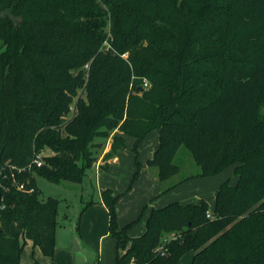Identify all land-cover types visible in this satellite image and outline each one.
I'll return each instance as SVG.
<instances>
[{
	"label": "trees",
	"instance_id": "1",
	"mask_svg": "<svg viewBox=\"0 0 264 264\" xmlns=\"http://www.w3.org/2000/svg\"><path fill=\"white\" fill-rule=\"evenodd\" d=\"M156 131L161 184L183 148L199 168L162 195L230 167L238 181L212 207H152L131 237L143 216L121 228L117 204ZM127 138L130 187L101 195L117 264H264V0H0V264H22L29 244L55 254L61 201L41 199L37 176L80 185Z\"/></svg>",
	"mask_w": 264,
	"mask_h": 264
},
{
	"label": "rangeland",
	"instance_id": "2",
	"mask_svg": "<svg viewBox=\"0 0 264 264\" xmlns=\"http://www.w3.org/2000/svg\"><path fill=\"white\" fill-rule=\"evenodd\" d=\"M153 135V134H151ZM149 137H152V136ZM157 135V134H155ZM148 137V139H149ZM151 139V138H150ZM129 143L126 146L128 151L130 152V143L131 140H128ZM146 142L145 145H147ZM109 143V142H108ZM108 145V144H107ZM146 147V146H145ZM140 151V149H139ZM131 153V152H130ZM51 154L50 151H45V155L49 156ZM145 152L144 148H142V152H140V160L144 157ZM103 154L100 156V160L103 158ZM99 160V162H100ZM105 161V160H104ZM103 161V162H104ZM177 164L181 167V173L176 176L173 180L169 181L168 183L164 184H155L153 179H150L146 175L142 176L140 179V186L138 188V191L136 190V183L132 189L128 192L124 199L126 200H120V202L117 204V216H118V223L120 226V223H125L127 220H130V218L133 216L134 209L136 208V205L139 204L140 199H143L147 194L151 195L154 194V190H161L163 192V189L167 187L169 184H173V182H178L180 180H183L185 177H188L192 174H196L199 171V168L196 166L192 156L190 153L183 148L179 155L176 157ZM234 167L228 168L225 171H223L219 177H217L218 182L222 181H229L231 185H235L238 181V177L234 173ZM141 175V173H140ZM140 177V176H139ZM133 178V177H132ZM131 178V181H132ZM149 178V180H148ZM216 178V177H214ZM214 178H206L201 180H195L191 181L189 186L195 187L196 189H201V194L196 195V197H191L189 199V202L199 201V197H205V199L209 202L210 206H214L215 200H216V192L213 190H210L209 187H206V183L210 182L211 179ZM131 181H128V187H130ZM120 181L118 185L119 187L123 186L124 182ZM37 184L41 191V199L47 200L48 198H57L61 201V205L59 208V226L57 229V235H56V248H55V254L52 258L45 257L48 261V264H117L116 258H115V250H116V244L114 239L108 238V235L104 239L103 247L102 249H98L97 241H98V234L95 236H92L91 238L87 237L89 239L88 245H90L91 248L87 251V260L86 261H78L77 254L72 251L73 242L77 239L76 234L77 233V224L80 220V228L82 224L83 215L86 211L82 212L84 207L91 203L92 201L98 202L99 201V187L95 179L94 171H89L87 174V177L85 178L84 182L82 184H73L69 182H65L61 185H56L45 178L38 177L37 176ZM158 187V188H157ZM210 190V191H209ZM116 191V190H115ZM126 191H124L125 193ZM115 193V192H114ZM128 197H131L127 199ZM186 200V199H184ZM123 201L127 204V207L123 206ZM156 204V203H155ZM145 207H142V209L139 211V213L132 219L131 222L125 223L127 225L137 221L140 216H143L142 220L136 224H134L130 229L133 230L134 234H138L142 232L144 228H146V220L149 214L150 209H146ZM120 212H118L119 210ZM120 214V215H119ZM89 228L85 232L89 233L92 231V225L89 223ZM96 233V232H95ZM130 234V233H129ZM75 236V237H73ZM80 236V235H77ZM137 236V235H134ZM83 242V241H82ZM85 243V242H84ZM83 245H86L84 244ZM70 246L69 250H66V246ZM38 250V249H37ZM32 249L26 250L23 264H35L36 260L32 255ZM39 251V250H38ZM68 256V258H67ZM192 260V255L188 254L179 262V264H190Z\"/></svg>",
	"mask_w": 264,
	"mask_h": 264
},
{
	"label": "crops",
	"instance_id": "3",
	"mask_svg": "<svg viewBox=\"0 0 264 264\" xmlns=\"http://www.w3.org/2000/svg\"><path fill=\"white\" fill-rule=\"evenodd\" d=\"M151 134H153V135H151ZM151 134L150 135L152 137H149L150 135H148L147 138L144 140V142L139 147V149H140L139 159H140V152H142V148H144V152H145L144 157L140 160L142 168H141V175L139 178H142V176L146 175L150 179H153L155 184H157V183L159 184L160 180L158 178L157 170L151 169L148 166V161H150L153 158V155L159 146L160 134L158 131L153 132ZM155 134H157V135H155ZM148 137H149V139H148ZM129 139L131 140V143H130V147H131L130 152L131 153L128 151V149H126L127 148V146H126V148L121 149L118 152V154L115 155V157L111 158L110 160H105V159H103L104 155L111 150V146H112V139H110L108 141L109 143H107L108 145L106 146L105 151L103 153V156H102L103 158L101 160L99 159L100 162L98 161V163L96 164V166L93 170L94 174H95L96 182H97L98 187H99V201L98 202L92 201V203L89 204L88 208L86 209L85 214L83 215L82 224H81V228H80V234H76L78 245H79V251H80V255L77 257V259H78L77 262L87 260V256H88L87 251L89 250V248H91L90 245H88L89 239L87 237L91 238L92 233H93L94 238L98 234V241H97L98 249H102L104 239L107 235H108V238H111L109 236V212H108L107 207L105 206V204H103V202L101 200V195L106 190H111L114 195H121L124 193V191L127 190V187H128L127 183H128V181H131V178L133 177V175L136 171L135 154L132 152V148L134 146L135 140L132 138H127L126 139L127 144L129 143V141H128ZM148 140H150L149 143H147V145H145L146 142H148ZM219 176H220V174L217 176H213V177H207V178H214V177H216V178L211 179L210 182L206 183L207 184L206 187H209L210 190H213L214 192H216V195H217V191H218L219 187L223 183L222 179L220 182H218L217 177H219ZM149 178H148V180H149ZM201 179H206V178L194 179V180H190L188 182H185L183 184H180L178 187H176L175 189H173L172 191H170L164 195H162L160 188H159V190H154V192H155L154 194H151V195L147 194L143 199H140L139 204L136 205V208L134 209L133 216L130 218V220H127L125 223L131 222L132 219L139 213V211L144 206H149V209L151 210L152 207L161 208V207H164V206H166L170 203H173V202L189 203V199L191 197H196V195L199 196L198 194H201V192H202L201 189L198 190L195 187L189 186V184L191 183V181L201 180ZM120 181L124 182L123 186H121V187H119L120 185H118ZM140 182H141V180L139 179L135 185V187H136L135 192L138 191V188L140 186ZM160 184H161V182H160ZM127 194H125V195H127ZM127 196H129V195H127ZM125 197L126 196L123 195L120 198L121 202H122V200H126V199H124ZM129 198H131V197H128L127 199H129ZM184 199H186V200H184ZM202 199H205V197H199V201H201ZM120 200H119V202H120ZM193 202H196V201H193ZM123 206L127 207V204L125 203V201H123ZM118 212H120V210ZM149 214H150V211H149ZM149 214H148V217H149ZM148 217H147V219H148ZM89 223H91V225H92V231L89 233L88 232L86 233L85 231L88 230V228L90 226ZM125 223H120V227L121 228L125 227V225H126ZM133 230L128 231V233H130L129 235L131 237H139V236L144 234V232L146 231V228H144L142 230V232H140L138 234H134ZM77 235H80V236H77ZM134 235H137V236H134ZM73 237H75V236H73ZM83 243L86 245H83ZM115 244H116V242H115ZM69 248H70V246H68V245L65 247L66 250H69ZM27 249L28 250L32 249V251H31L32 255L36 260L35 264H48V261H46L47 259L40 252L39 249H38L39 251L37 249H33V246L31 244L27 245V247L25 248V251ZM25 251L22 255V264H23ZM67 258H68V256H67ZM115 258H116V250H115Z\"/></svg>",
	"mask_w": 264,
	"mask_h": 264
},
{
	"label": "built area",
	"instance_id": "4",
	"mask_svg": "<svg viewBox=\"0 0 264 264\" xmlns=\"http://www.w3.org/2000/svg\"><path fill=\"white\" fill-rule=\"evenodd\" d=\"M108 48H110L109 45H107ZM145 87H148V83H145ZM45 153L41 152L40 154H38L36 156V158L33 160V162L29 165L28 169L30 170L32 168L33 165H36L37 167H41L43 164V157H45ZM19 190H24V185H19L18 186ZM33 191V190H32ZM210 217V216H209ZM134 264V263H131Z\"/></svg>",
	"mask_w": 264,
	"mask_h": 264
},
{
	"label": "water",
	"instance_id": "5",
	"mask_svg": "<svg viewBox=\"0 0 264 264\" xmlns=\"http://www.w3.org/2000/svg\"><path fill=\"white\" fill-rule=\"evenodd\" d=\"M72 251H73L74 253H76V254H77V256H79V255H80V251H79V245H78V241H77V239H76V240H74V242H73Z\"/></svg>",
	"mask_w": 264,
	"mask_h": 264
}]
</instances>
